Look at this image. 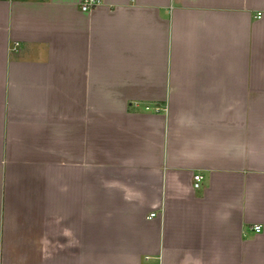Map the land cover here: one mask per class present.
<instances>
[{"label": "crops", "instance_id": "crops-1", "mask_svg": "<svg viewBox=\"0 0 264 264\" xmlns=\"http://www.w3.org/2000/svg\"><path fill=\"white\" fill-rule=\"evenodd\" d=\"M79 2L0 0V264H264V0Z\"/></svg>", "mask_w": 264, "mask_h": 264}, {"label": "built area", "instance_id": "built-area-1", "mask_svg": "<svg viewBox=\"0 0 264 264\" xmlns=\"http://www.w3.org/2000/svg\"><path fill=\"white\" fill-rule=\"evenodd\" d=\"M99 3V0H80L79 2V7L80 10L82 11H90L91 9L95 8ZM193 186L194 187H198L199 186V182L201 179V175L200 174H194L193 175ZM150 215H154V213H150ZM254 230L258 229V225H254L253 226Z\"/></svg>", "mask_w": 264, "mask_h": 264}]
</instances>
